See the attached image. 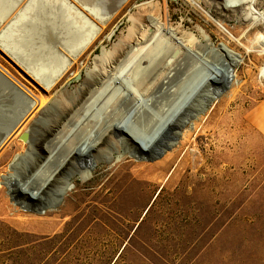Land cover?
Listing matches in <instances>:
<instances>
[{"label": "rangeland", "instance_id": "obj_1", "mask_svg": "<svg viewBox=\"0 0 264 264\" xmlns=\"http://www.w3.org/2000/svg\"><path fill=\"white\" fill-rule=\"evenodd\" d=\"M71 1L103 28L88 50L68 32L71 23L54 19L41 0V10L37 0H0V70L44 100L0 147V264H264V44L255 40L264 21L246 16L249 0H126L118 10L114 0ZM255 6L264 12V0ZM92 9H101L105 21ZM164 21L184 43L183 64L169 91L165 50L175 39L166 30L161 34ZM49 30H64L65 46L50 48ZM221 44L242 60L232 65L226 89L207 101L202 94L214 96L220 86L201 83V77L222 67ZM56 54L72 66L49 89L60 65ZM94 72L102 73V84L92 86L104 91L100 105L71 113L74 119L57 134L59 152L83 137L106 136L107 117L129 121L139 133L151 131L168 108L202 107L157 151H139V141L120 129L110 133L103 157L80 160L59 201L36 207L39 197L29 188L34 180L20 171L30 156L39 152L44 161L48 154L34 129L47 123L44 110L55 112L56 100L78 101ZM129 95L148 105L138 110Z\"/></svg>", "mask_w": 264, "mask_h": 264}, {"label": "bare ground", "instance_id": "obj_2", "mask_svg": "<svg viewBox=\"0 0 264 264\" xmlns=\"http://www.w3.org/2000/svg\"><path fill=\"white\" fill-rule=\"evenodd\" d=\"M41 1L43 4H45L51 8L52 12H54L53 15L54 14L58 15V17H60L62 19V21H64V22L66 21V22L71 23V26L69 25L70 28L69 29L67 27L66 28H67L68 32H71L72 34L77 35L81 38L80 43L77 44V46H80V49L85 50V49L89 48V46L103 32V28L100 27L95 22V20L92 18V16L89 13L87 14L85 12V10H82L79 6H77L75 4L76 3L75 0H74L75 3H73L71 0H41ZM125 1L126 0H114V10H118L124 4ZM241 1H244V0H225L224 3H222V5H237ZM255 1L256 0H249V3L247 5L249 8V11H248L246 16H250L254 22L264 21V12L259 10L255 6ZM37 2H38V0H37ZM38 3L40 4V2H38ZM56 6H57V8H55ZM40 7H41L40 10H41L43 6L41 5ZM49 7L46 8V10L49 9ZM4 8H5V6H4ZM44 10L45 9L43 8V11ZM92 10L101 19L100 21H102V20L105 21L106 16L102 15L103 12L101 9L100 10L92 9ZM111 11H112V8H111ZM26 13H28V12H26ZM49 14L51 15L52 13H49ZM55 15H54V19H55ZM23 16H24V14H23ZM250 17H248V18L250 19ZM24 18H27V16L26 17L24 16ZM49 18L47 17V21L49 20ZM56 18H57V16H56ZM27 19H29V16ZM56 24H55V26H56ZM166 24L167 23H165V21L163 23L159 24L158 29L159 28L161 29V34H163V30H166L175 39V41H173L168 48L166 47V50H165L166 55L170 59L169 60L170 61L169 62L170 68H169V74H167V77H166L168 80L167 79L165 80L164 85L167 84L165 89H166V91H169V90H171L170 89L171 86L174 84L177 71L181 68V66L183 64L182 60L184 58L182 55H183L184 43H183L182 37L177 36L176 32H174V31L172 32L171 30H169V31L167 30V27H165ZM49 25H51V24H49ZM67 25H68V23H67ZM17 26H19V25H17ZM63 28H61V29H63ZM66 28H64V29H66ZM55 30H56V28H55ZM55 30H49V33L47 36L48 40L47 39H45V40L49 41L50 43L47 42V44H52V46L50 48H52V47L55 48L57 46V44H61V45L65 46V44H63V42H61V40H60L62 38L61 35L64 34V33L61 34L60 32H62V31L64 32V30H62L60 32H56ZM42 31H44V30H42ZM132 31L133 30H131V32ZM145 31L148 32V29H146ZM44 32H46V31H44ZM68 32L66 31V35L68 37H70L69 34H67ZM16 34H18V33H16ZM21 35H23V34H21ZM11 38H12V36H11ZM255 40H256V42H261L264 44V32H258L256 37H255ZM12 43L14 44V42H12ZM15 43H16V41H15ZM2 45H4V43ZM5 45H7V42H5ZM10 45H12V44H10ZM7 46H9V45H7ZM48 46H50V45H48ZM219 48H220V50H222V52L224 54V58H222V59H224L222 67H215V68L206 69L205 73L201 77V79H202V81L200 80L201 83L203 82V79H205V81L207 80L208 83L214 81V82L218 83L219 85H221L223 82L227 81V79L231 73V70H232V68H231L232 65L239 63L242 60L241 57H239V55L232 48H229L228 45L221 44ZM12 50H10V51H12ZM17 50H19V49H17ZM261 50L264 51V49H261ZM250 52H252V51L250 50ZM20 53H22V52H20ZM71 53L73 55H75L76 52H74L72 50ZM56 58L59 60L60 65L58 64L59 66L57 65V69L54 72H52L54 74L53 75L54 78L52 79V77L51 78L49 77L50 79H52V81H50V83H48L49 89L57 87L58 83L63 78L64 74L67 71H69L71 66H72L71 63L69 64L65 61V59L62 57L61 54H56ZM76 59L77 58L75 56V59H73L74 62L76 61ZM32 60H34V59H32ZM26 61H29V60H26ZM45 61H47V60H45ZM127 63H128V61H127ZM54 66H56V65H54ZM126 66H127V64H126ZM43 67H45V66H43ZM261 67H262V75L261 76L264 80V64ZM59 68H61L60 71H59ZM37 69H39V68H37ZM43 70H46V69H43ZM101 74L102 73L94 72L93 74H89L86 76V79L89 82H88L87 86H85V84H84L85 87H82V90L80 92L82 97H80L78 99V101L74 102L71 100H68V101L67 100H65V101L64 100H56L55 103L53 104V106L57 108L55 112H52L51 109H49V108L44 110L43 119L47 120L46 121L47 123L43 124L44 125L43 127L38 128V126H37V128L34 129L36 132L35 141L41 142L42 149H44V148L47 149L48 154H47L46 159L44 161L42 159L41 160L38 159V157L43 156L39 152L37 153L38 156H36V155L32 156V157L30 156L27 169L24 168L23 170H20V171H22L21 172L22 175L24 174L23 177H26L27 179L30 178L32 180V182L34 180V183H35L34 186L29 187L28 184H25V185H27V187H29L30 190L34 192L33 195L36 198L39 197V201H37L39 203H37V205H35L36 207H38L40 205H45L44 203H40L42 200H44L47 204H52V203H56L57 201H59L60 196H62L64 193H66L72 187V184L70 183L69 178H68V174L70 172H71V174H73L74 169L79 168V164L81 162L80 160H82L84 162L87 160L85 163L89 164V163H92V162H90L91 160H93V163H94V161H97L99 158H102L103 154H104L105 146L109 142L107 137L109 136L110 133L114 134L116 130L118 131V129H120V130L128 133L132 140L139 141V144L137 147L139 151H142V150L143 151L144 150H150V151L155 150V151H157V150H160L162 148L161 145H164L165 142H168L172 137L173 138L175 137V135L178 132L179 127L186 124L187 120H189V117L194 115V111H198L202 107V105H201L200 108H198V105H196V108H194L193 105L188 103L189 105H186L184 108H182L183 106L180 107L182 109L178 110V112L175 111L174 113H170L171 108L170 109L168 108L166 113L163 114L162 116H160L157 119V121H155L156 124L151 131H143V132H139V133L135 132V125L134 124H132V123L128 124L129 121L120 120L118 118L107 117V124H106V129H105V132L107 131L106 136L102 137V135H103V133H102V135H99V136L94 137L92 139H87V138L83 137V139H80L78 142L69 146V148L66 151H61L62 153L59 152V150L54 145L55 143H57L59 141L58 139H60V135L57 136V134L61 133L59 130L60 128H64L66 125H68L74 119V117L73 118L71 117L72 116L71 113H73L75 109L79 110L82 105L88 106V107L90 106L92 108L93 107L94 108L99 107V105H100V103H99L100 97L99 96L104 94V91L103 90L99 91V90L93 89L92 86L95 83L102 84ZM49 75H51V74H49ZM42 76H44V75H42ZM117 78H119V77L116 76V78H114L115 82L117 81ZM108 85H110V83H108L107 86ZM219 85H215V86L218 87ZM195 87H193V90ZM217 87H215V88H217ZM19 88L21 90H23L20 86H19ZM95 88H96V86H95ZM92 90H96V91L94 93H90V95H86V96L84 95L85 92L87 94L88 92H90ZM104 90L106 91L107 89L105 88ZM197 91L198 90H196L195 97H193L194 103H195V99L197 96ZM23 92L29 98V104L26 105V107L22 111L21 117H20L19 121L17 122L16 126L13 127L12 130H10L9 133L5 136V138H3L1 140L0 147L2 146L3 143H5L4 141H6V139L9 137L10 133L19 124H21L24 120L28 119L33 114V112L35 110L38 111L43 107L42 104L44 103V100H40V102H39L34 97H31L24 90H23ZM202 96L204 97V100L206 99L207 101H209L212 98V95H210L209 92L207 93L206 91L204 94H202ZM77 98H78V96H77ZM133 98L135 99L134 96L129 95L127 97L128 102H130L133 105V107L137 108L138 110L140 108L148 105L147 101L143 102V100L138 99L135 102V100H132ZM191 99H192V97H189V100H191ZM152 103L155 104V102H151V104ZM20 105L23 106V103L20 102ZM20 105H19V102L14 97H12L8 94H5V93H0V123H1L2 119H6L11 114H13L15 108L20 106ZM45 116L48 118H45ZM72 124H74V123H72ZM32 131H33V129H32ZM25 132L27 133V137L23 138V139L27 140L28 139V131L26 130ZM37 133L39 135H37ZM20 161H21V159L18 160V162H16V164L13 167L17 168L18 165L21 164ZM19 176H21V175H19ZM17 181L14 178V185H15L14 188H16V190H17V187H20L19 183Z\"/></svg>", "mask_w": 264, "mask_h": 264}, {"label": "water", "instance_id": "obj_3", "mask_svg": "<svg viewBox=\"0 0 264 264\" xmlns=\"http://www.w3.org/2000/svg\"><path fill=\"white\" fill-rule=\"evenodd\" d=\"M230 82H223L219 88V90L214 94L213 97H217L221 92H223ZM0 93L8 94L14 97L20 105V102L23 103V106H18L15 108L13 114H11L8 118L2 119L0 123V142L5 136L12 130L13 127L16 126L17 122L19 121L22 111L29 104V98L25 95L23 90L19 88V86L9 77L7 76L2 70H0ZM182 126L179 127L178 130L181 129ZM27 133L24 132L21 135V138H26Z\"/></svg>", "mask_w": 264, "mask_h": 264}]
</instances>
